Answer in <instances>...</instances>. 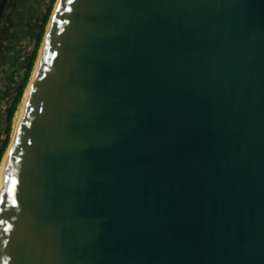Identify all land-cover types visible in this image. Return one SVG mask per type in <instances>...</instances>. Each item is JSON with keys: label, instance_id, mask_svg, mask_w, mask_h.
<instances>
[{"label": "water", "instance_id": "water-1", "mask_svg": "<svg viewBox=\"0 0 264 264\" xmlns=\"http://www.w3.org/2000/svg\"><path fill=\"white\" fill-rule=\"evenodd\" d=\"M46 35L0 264H264V0H58Z\"/></svg>", "mask_w": 264, "mask_h": 264}, {"label": "rangeland", "instance_id": "rangeland-1", "mask_svg": "<svg viewBox=\"0 0 264 264\" xmlns=\"http://www.w3.org/2000/svg\"><path fill=\"white\" fill-rule=\"evenodd\" d=\"M50 3L51 0H9L4 12V17L0 21V148L6 138L8 109L27 72V66L36 44L38 32L40 31L42 21L48 11ZM57 4L58 0H56L52 11L46 34L49 31ZM46 34L45 36H47ZM45 40L46 37H44L43 46L41 45L42 49L40 48L36 67ZM33 75L34 74H32V76ZM32 76L31 79H33ZM31 79L29 84H31ZM29 84L26 91L29 88ZM26 91L24 92L22 102L18 106V111L13 120L12 138L8 148H10L14 138L16 125L27 95ZM6 152L8 153V151ZM1 164L3 166V163ZM0 168L2 171L1 165Z\"/></svg>", "mask_w": 264, "mask_h": 264}, {"label": "trees", "instance_id": "trees-1", "mask_svg": "<svg viewBox=\"0 0 264 264\" xmlns=\"http://www.w3.org/2000/svg\"><path fill=\"white\" fill-rule=\"evenodd\" d=\"M55 3H56V0H51V3H50L49 8H48V11H47V13L44 16V19L42 21L40 31L38 32V37H37V40H36V44H35L31 59H30V61L28 63V66H27V72L25 74V77L23 78V81H22V83H21V85H20V87L18 89V92H17L13 102L11 103V106L8 109V113H7V120L8 121H7V129H6V131H7L6 138H5L3 144H2V146L0 148V165H1V167H2L1 163H3L2 160H4V158L6 156V153H7L6 151H8L7 149H9L8 147H9V144L11 142L13 120H14V117H15L17 111H18V106L22 102L24 92L26 91V88H27V86H28V84L30 82L31 76H32V74H34V71L36 69V62H37V59H38L40 48L42 49V46H43V43H44V37H46L45 36L46 29H47V26H48V24L50 22V19H51V16H52V11L54 9ZM3 17H4V14H3ZM25 95H26V93H25ZM0 172H1V168H0Z\"/></svg>", "mask_w": 264, "mask_h": 264}, {"label": "bare ground", "instance_id": "bare-ground-1", "mask_svg": "<svg viewBox=\"0 0 264 264\" xmlns=\"http://www.w3.org/2000/svg\"><path fill=\"white\" fill-rule=\"evenodd\" d=\"M49 29H50V28H49ZM46 37H47V36H46ZM45 42H46V40H45ZM44 45H45V44H44ZM41 54H42V53H41ZM37 67H38V64H37ZM37 67H36V69H35V73H34V75H33V79H32V81H31V84L29 85V88H28V90H27V95H26V97H25V101H24L23 109H22V111H21V114H20V117H19L18 123H17V125H16L17 127H16V131H15V134H14V138H13L12 144H11L9 150H8L7 156L5 157V159H4V161H3V166H2V171H1V180H0V189H1V184H2V179H3V174H4V171H5V167H6L7 163H8L9 153H10L12 147H13V142H14V139H15L16 132H17V129H18V127H19L20 121H21V119H22L23 111H24V108H25V105H26V102H27V99H28V96H29V93H30V90H31L32 82H33V80H34V76H35V74H36Z\"/></svg>", "mask_w": 264, "mask_h": 264}, {"label": "snow or ice", "instance_id": "snow-or-ice-1", "mask_svg": "<svg viewBox=\"0 0 264 264\" xmlns=\"http://www.w3.org/2000/svg\"><path fill=\"white\" fill-rule=\"evenodd\" d=\"M69 2H70V0H69ZM59 10V9H58ZM10 183L14 186L15 184H16V180L15 179H12L11 181H10ZM13 203H15V200H13Z\"/></svg>", "mask_w": 264, "mask_h": 264}]
</instances>
